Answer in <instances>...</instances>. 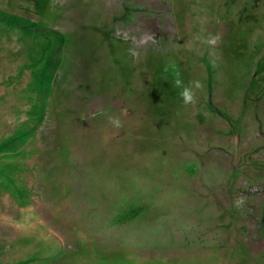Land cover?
I'll return each mask as SVG.
<instances>
[{
    "label": "rangeland",
    "instance_id": "374dc122",
    "mask_svg": "<svg viewBox=\"0 0 264 264\" xmlns=\"http://www.w3.org/2000/svg\"><path fill=\"white\" fill-rule=\"evenodd\" d=\"M5 1L0 0V18L12 3L25 5V0ZM38 1L52 9L66 32L55 78L60 93L54 98L61 96L62 107H74L75 115L65 112L63 126L72 130L59 148L67 149L63 160L52 169L58 176L52 198L54 224L67 245L61 249L59 242L52 251L47 243L36 246L34 237L42 240L46 232L23 220L24 232L4 244L0 255L16 250L35 258L42 257L36 249L48 255L64 250L67 259L76 260L68 264H84L82 233L100 247L103 264H213L209 256L222 251L219 243L228 236L216 225L227 204L220 200L221 206L210 207L207 193L201 198L194 189H201L195 186L201 176L223 173L228 184L229 174L225 165L211 161L199 171L192 155L193 147L204 151L199 126L211 120L194 112L200 96H208L209 75L193 57H204L209 49L216 100L230 99L235 108L264 52V0H57L53 7L49 0ZM15 16L22 25H13L18 31L0 20V208L11 198L28 205L35 187L20 177L41 175L30 153L34 147L41 156L52 153L50 143H31L27 130L44 112L49 69L58 66L59 49L48 27L33 24L28 15ZM185 46L194 56H183ZM176 73L183 81L177 87ZM191 81L203 86L201 94L193 87L196 102L185 105L179 93ZM82 91L88 96L68 101ZM9 99L18 106L6 108ZM33 110L39 116L26 119ZM97 256L88 264H99Z\"/></svg>",
    "mask_w": 264,
    "mask_h": 264
},
{
    "label": "flooded vegetation",
    "instance_id": "af4514ba",
    "mask_svg": "<svg viewBox=\"0 0 264 264\" xmlns=\"http://www.w3.org/2000/svg\"><path fill=\"white\" fill-rule=\"evenodd\" d=\"M56 1L49 0V6L53 7V3ZM22 2L23 0L21 5H23ZM29 2V6L32 7L26 9L24 6ZM29 2L25 0V5L21 8L22 13L31 15L32 19L35 18L37 22L48 27L51 30V35L56 38L52 41L57 43V48L60 41L63 42L61 45L63 51L66 44V32L62 30L57 23L58 21L53 20L52 9L46 7L44 10L43 3L37 4L36 0L32 1L33 3ZM42 10L45 11L44 15H42ZM185 48L186 50L182 53L185 58L194 56V52L189 51L186 46ZM208 50H205L207 57L209 55ZM198 57L200 58L201 55L193 58L197 59ZM61 63L62 59L58 62L57 70L48 86L49 92L46 93L48 99L44 102L43 114L38 117L39 114L33 110L26 115V119H29L32 114L38 117L31 129L27 130L30 133V142L36 141V143H40L39 145H49L50 143L52 153L41 156L36 147L32 149L33 152L31 151L30 155H33V159L30 163L36 162L41 175L33 173L31 176L20 177V181H28L26 185H31V188L35 187L34 190L30 189L32 199L27 206L21 207L11 198V203L6 208H0V248L4 244L9 245L8 243L11 241L14 242L18 234L24 232L21 231V226H23L21 221L23 220L27 222L26 227L38 230L43 234L46 232L42 240L39 237H34L33 241L36 242V246L40 243H47V251H52L59 242H62L61 249L67 245L63 235L54 224L57 215L52 198L54 197L53 182L58 180V176L56 177L52 169L63 160L64 157L60 159V155L62 152L65 153L67 149L59 148L68 142L72 130L67 131L63 126V121L67 119L65 112L70 111L72 115H75L74 107L70 106L68 109L62 107L60 104L61 96L54 98L55 94L60 93L59 80L55 78ZM210 64L213 82L211 81L208 87L211 91L208 92L206 98H203L204 94L200 96L201 100L197 102L200 107H196L194 111L197 113L196 116L204 115L211 119H207L206 123L199 126L201 129L199 143L205 149L203 152L194 147L191 150L192 155L197 158L195 162H197L196 168L199 171L203 172L209 161H211L209 163H215L216 166L222 163L225 165L223 172L227 171L229 180L227 181L228 184H225L226 178H223L221 176L223 173H221L220 175L216 174L213 178L211 175L210 178L201 176L197 179L198 185H195L201 186V189H194L197 196L202 198L204 192L207 193L205 203L210 207L227 204L219 211L221 216H217L216 222L221 223L216 225L224 232H228V236L225 235L226 239L219 243L218 247L222 251L217 252L218 249H216V252L209 257H212L213 264H264V52L254 63L252 73H250L249 80L243 87L242 96L235 108L230 103V99L226 98L227 100L222 102L216 100L215 91L218 88V83L215 82L217 78L214 74L213 63L210 62ZM87 86L85 85V89ZM8 89L9 91L12 90L11 86ZM11 94L13 93L11 92ZM76 95L77 97L73 96L68 101L80 102L82 95L88 96L87 92L83 93V91L82 94L79 92ZM9 100L12 101L7 103L6 108L10 109L17 105L16 100ZM28 107L30 108L29 104ZM60 113L63 116L59 117ZM26 119L23 116L21 120L25 122ZM57 139L59 145L56 143ZM55 144L56 146H54ZM29 145L31 148L32 145L30 143ZM51 157L55 160H51ZM202 183L205 184L202 185ZM221 196L225 199L222 200L223 197ZM254 196H258L257 200L254 199ZM220 200L221 205L219 204ZM227 207L228 209H226ZM20 215H22L21 220L14 219ZM225 216L228 217L227 220H224ZM77 240L79 242L80 238ZM32 249L34 250V248ZM34 251L40 252L42 257L36 255L33 258L29 254L24 255L21 251L13 250L10 254L2 253L0 255V264L9 262L12 264H68L71 262V258L67 259V255H64V250H58V252L50 255L48 253L43 254L40 249ZM222 252L225 255H219Z\"/></svg>",
    "mask_w": 264,
    "mask_h": 264
},
{
    "label": "trees",
    "instance_id": "16d2710c",
    "mask_svg": "<svg viewBox=\"0 0 264 264\" xmlns=\"http://www.w3.org/2000/svg\"><path fill=\"white\" fill-rule=\"evenodd\" d=\"M3 3H5L6 1L5 0H1ZM29 2V1H28ZM31 2H32V0H31ZM36 2H37V4L38 3H40L38 0H36ZM2 3V4H3ZM6 7H7V5H5ZM30 8L32 7V6H29ZM21 6L20 7H18V5L17 4H14V3H12L11 5H10V7H8V8H6V10H3V11H5V13H3L2 15H4V16H2L1 17V20H3V22L5 21V20H7L6 22L11 26L12 25V28H13V25H16V26H18V27H22V25L21 24H19L18 23V21L19 20H17L18 19V17H16V16H26V15H24L23 13H22V11H21ZM36 8V7H35ZM0 9H2L1 7H0ZM33 12H35L36 13V11H33ZM13 15V16H15L16 18H12V17H7L8 15ZM18 14V15H17ZM29 17L31 16V15H28ZM5 19V20H4ZM30 22H32L33 24L34 23H37V21H36V19L35 18H31L30 17ZM39 23V22H38ZM12 30H17L18 31V29H15V28H13ZM56 43V42H55ZM61 45H63V42H61L60 41V45H59V47H58V49H59V51L57 52V60H58V62H60V60L62 59V56H63V53H62V48H61ZM111 46L113 47L114 46V44L113 43H111ZM197 59H199V60H201L204 64H205V66H206V71H208L207 73H208V79H206L205 80V82H206V86H208V84H210V82L212 81V74H211V72H212V70H211V64H210V61H208V57H207V54L205 53V55H204V57H198ZM209 62V63H208ZM57 67L58 66H56V65H52V67L49 69L50 71V82H51V78L53 77V75L55 74V72H56V70H57ZM213 82V81H212ZM205 86V87H206ZM208 90H209V92L211 91L210 90V88L208 87ZM200 94H201V89H200ZM205 94V93H204ZM208 95V94H207ZM200 100H197V102H199ZM199 106V105H198ZM200 107V106H199ZM81 235V239H82V242H81V252H83V256H85V258H84V260H82V262L84 263V264H88V260H89V258L90 259H93V258H96V256L98 255V256H100L101 255V253H100V251H102V250H100L99 248V246H97L95 243H93L92 242V239L90 238V239H88V240H86L85 238L86 237H82V233L80 234ZM98 253V254H97ZM98 256H97V259L100 261V262H98L99 264H103L102 262V260H101V258L99 259L98 258ZM106 258V257H105ZM71 260V262H76V260H74V259H70ZM97 264V263H96ZM190 264V263H189Z\"/></svg>",
    "mask_w": 264,
    "mask_h": 264
},
{
    "label": "clouds",
    "instance_id": "9594fccd",
    "mask_svg": "<svg viewBox=\"0 0 264 264\" xmlns=\"http://www.w3.org/2000/svg\"><path fill=\"white\" fill-rule=\"evenodd\" d=\"M182 79L180 77V74L179 73H176L175 74V77H174V85L177 87L179 86L181 83H182ZM202 84L200 81H191L190 82V85L189 86H185L181 89L179 95L183 101V103L185 105H188V104H194L196 102V96H195V93L193 91V87H195L196 89H200L202 88ZM113 123L116 125V126H119V121L118 120H113Z\"/></svg>",
    "mask_w": 264,
    "mask_h": 264
}]
</instances>
